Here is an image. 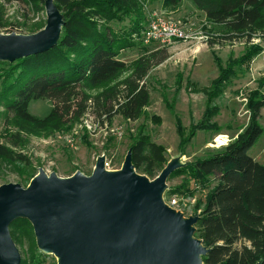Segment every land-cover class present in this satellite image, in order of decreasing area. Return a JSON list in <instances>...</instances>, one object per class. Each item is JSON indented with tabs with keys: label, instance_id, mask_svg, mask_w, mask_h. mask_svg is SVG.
Returning <instances> with one entry per match:
<instances>
[{
	"label": "trees",
	"instance_id": "1",
	"mask_svg": "<svg viewBox=\"0 0 264 264\" xmlns=\"http://www.w3.org/2000/svg\"><path fill=\"white\" fill-rule=\"evenodd\" d=\"M6 2L25 0H2ZM62 12L64 26L59 42L52 49L14 62L0 61V119L6 125V142L0 141V169L10 165L20 169L27 182L33 175L29 158L15 150L27 144V135H49L70 131L85 114L95 116L101 124L119 115L136 121L145 115L151 101L146 83L149 71L168 58L167 49L143 54L132 62L121 58L124 49L136 45L147 26L143 0H54ZM44 9L45 0H32ZM183 0H162L164 8L176 10ZM205 14L211 32L216 35L209 44L219 41H244L245 50L228 62L215 57L219 75L211 85L195 88L207 96V107L200 122L185 133L180 118L177 130L180 151L198 131L222 127L214 121L219 114L215 100L223 95L233 77L264 51V0H192ZM128 21V31L117 32L111 23ZM40 27L33 28L31 33ZM181 82V77L179 79ZM250 91L247 107L249 123L228 145L189 161L169 177L183 176L182 183L166 191L169 199L180 194L192 199L198 186L207 189L193 206L199 215L195 236L209 249L203 264H264V165L249 151L264 134L260 120L264 108V77ZM194 84L188 82L187 86ZM47 100L52 104L45 116L31 112L33 102ZM158 122L159 118H154ZM16 129L14 132L10 130ZM86 138V136H85ZM132 160L137 172L156 178L167 165V149L153 141L144 126L131 136ZM34 176V175H33ZM32 176V177H33ZM16 245L23 250L20 264H46L50 255L38 245L31 222L18 218L10 225Z\"/></svg>",
	"mask_w": 264,
	"mask_h": 264
},
{
	"label": "rangeland",
	"instance_id": "2",
	"mask_svg": "<svg viewBox=\"0 0 264 264\" xmlns=\"http://www.w3.org/2000/svg\"><path fill=\"white\" fill-rule=\"evenodd\" d=\"M143 2L147 20L152 12H157L165 19H171L183 26L192 34L189 39H174L166 45L153 42L146 44L142 34L140 36L134 34L132 36L136 45L122 51L121 58L132 62L143 54L145 46L149 47L151 52L167 49L168 58L153 67L146 77L151 101L145 115L136 121L117 115L95 132L85 129L83 126L85 122L81 119L80 124L79 122L75 124L70 131L40 136L27 135L26 146L15 150L29 158L31 168L27 169L28 173L35 176L43 170L47 175L55 174L59 177H71L76 173L90 176L100 156H105V164L109 172L120 170L130 150L131 136H135L142 126L153 141L167 149V165L173 158L178 157L180 162L186 165L189 161L206 156L210 151L217 149L214 140L218 135H227L234 139L249 123L247 99L250 91L259 86V79L264 77V53L257 56L258 59L250 64L249 68H244L239 75L233 77L223 95L215 100L219 114L214 121L222 127L221 133H216L214 129L198 131L186 145L185 151H180L181 137L177 130V118H180L186 129L185 133L188 134L192 126L201 121L207 107L205 93L194 92L193 89L210 86L219 75L215 57L222 58L226 64L230 57L242 55L247 45L244 41L224 42L223 40L210 46L209 41L216 34L211 32L209 22L207 23L205 16L196 9L192 0H183L176 10L164 8L159 0H143ZM171 11L176 12L169 13ZM47 19L45 3L44 9H39L32 0L25 2L0 0V33L32 34L31 30L34 27L37 29L40 27L38 31L44 29ZM111 24L119 33L130 29L128 21L123 24L117 22ZM255 41L264 44L263 38L256 37ZM180 77L181 82H179ZM188 82L194 85L188 87ZM262 92L264 93V87ZM51 107L49 101L39 100L33 102L30 109L35 115L45 116ZM0 111H3L1 106ZM154 118H159L160 121ZM260 122L264 126V108ZM117 129L120 130L121 135L115 132ZM10 130L14 132L16 129L10 128ZM69 132L77 134L71 142L64 139ZM5 133L6 125L0 119L1 142L7 141ZM249 154L264 165V134L251 148ZM20 171L13 166L4 165L0 169V185L19 183L24 187L28 186L34 176L32 175L33 177L31 176L27 182V175L22 176ZM182 180L183 176H175L168 180L163 200L169 207L188 218L194 216L192 213L195 201L201 195H206L208 191L198 186L199 192L192 199L178 193L167 199L166 191L180 185ZM174 198L177 200L176 204L172 202ZM18 248L23 258V250L19 246ZM48 255L50 256L46 258V264H58L56 257Z\"/></svg>",
	"mask_w": 264,
	"mask_h": 264
},
{
	"label": "water",
	"instance_id": "3",
	"mask_svg": "<svg viewBox=\"0 0 264 264\" xmlns=\"http://www.w3.org/2000/svg\"><path fill=\"white\" fill-rule=\"evenodd\" d=\"M45 8L44 29L0 33V61L57 45L64 17L54 0H45ZM183 166L173 158L150 180L135 169L130 149L122 168L111 173L100 156L90 176L41 170L26 187L0 185V264L21 263L10 232L18 218L31 222L39 249L58 264H203L209 249L195 236L199 215L185 218L163 200L170 175Z\"/></svg>",
	"mask_w": 264,
	"mask_h": 264
},
{
	"label": "built area",
	"instance_id": "4",
	"mask_svg": "<svg viewBox=\"0 0 264 264\" xmlns=\"http://www.w3.org/2000/svg\"><path fill=\"white\" fill-rule=\"evenodd\" d=\"M188 32L189 31H187L183 26L179 25L175 21H172L171 19H165L157 12H152L149 16V22L142 32V36L146 44L153 42L166 45L174 39L191 38L192 34ZM85 115L86 116L82 118V121L84 120L85 122L83 126L85 127V129H88L91 132L97 131L99 128H101V126H105L106 124H101L100 122H98L95 116L90 113H87ZM115 132L121 135L119 129H117ZM76 135L77 134L69 132V135H67L64 139L71 142L73 140V137ZM231 140L233 139L227 135H218L214 140L215 146L218 148L224 147L228 145ZM172 202L176 204L177 200L174 198Z\"/></svg>",
	"mask_w": 264,
	"mask_h": 264
},
{
	"label": "crops",
	"instance_id": "5",
	"mask_svg": "<svg viewBox=\"0 0 264 264\" xmlns=\"http://www.w3.org/2000/svg\"><path fill=\"white\" fill-rule=\"evenodd\" d=\"M157 1H158V0H157ZM159 1L161 2L160 5L163 6V4H162V0H159ZM163 11H165V10H163ZM165 12H166V11H165ZM173 12H176V11H171V12H169V13H173ZM199 12H201V13L205 16V14H204L202 11H199ZM205 18H206V17H205ZM206 24H207V23H206ZM254 42H255V43H258V42L255 41V39H254ZM263 46H264V44H263ZM262 53H264V51H263ZM262 53H261V54H262ZM261 54H260V55H261ZM257 59H258V58L256 57V58L252 61L251 64H253L254 61H256Z\"/></svg>",
	"mask_w": 264,
	"mask_h": 264
},
{
	"label": "bare ground",
	"instance_id": "6",
	"mask_svg": "<svg viewBox=\"0 0 264 264\" xmlns=\"http://www.w3.org/2000/svg\"><path fill=\"white\" fill-rule=\"evenodd\" d=\"M108 172V171H107ZM109 173H111V172H109Z\"/></svg>",
	"mask_w": 264,
	"mask_h": 264
}]
</instances>
